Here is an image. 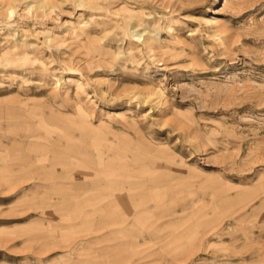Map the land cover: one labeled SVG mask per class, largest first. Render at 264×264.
Instances as JSON below:
<instances>
[{"label":"rangeland","instance_id":"obj_1","mask_svg":"<svg viewBox=\"0 0 264 264\" xmlns=\"http://www.w3.org/2000/svg\"><path fill=\"white\" fill-rule=\"evenodd\" d=\"M36 1L0 0V264H264V0Z\"/></svg>","mask_w":264,"mask_h":264},{"label":"bare ground","instance_id":"obj_2","mask_svg":"<svg viewBox=\"0 0 264 264\" xmlns=\"http://www.w3.org/2000/svg\"><path fill=\"white\" fill-rule=\"evenodd\" d=\"M43 2H45L44 0H38V1H36V7H38V9H42L43 8V11H44V9H48V5H47V1L45 2V3H43ZM94 2V1H93ZM228 2H229V0H225L224 1V3H227L228 4ZM32 6H30V5H28V8H31ZM40 7H42V8H40ZM92 7H97V6H92ZM11 8V7H10ZM9 8V9H10ZM40 11V10H39ZM48 11V10H47ZM41 12H42V10H41ZM13 13V10H11L10 9V14H12ZM43 13V12H42ZM137 27V26H136ZM137 35V34H136ZM138 36H140V34H138ZM145 40H147V38L145 39ZM140 205H141V203H140ZM143 205V204H142ZM121 231V230H120ZM119 233H121V232H119ZM117 234V233H116Z\"/></svg>","mask_w":264,"mask_h":264}]
</instances>
